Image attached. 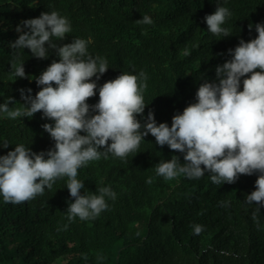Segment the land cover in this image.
Returning a JSON list of instances; mask_svg holds the SVG:
<instances>
[{
    "label": "trees",
    "instance_id": "1",
    "mask_svg": "<svg viewBox=\"0 0 264 264\" xmlns=\"http://www.w3.org/2000/svg\"><path fill=\"white\" fill-rule=\"evenodd\" d=\"M217 4L232 13L222 25L230 29L229 37L208 32L204 18ZM53 11L72 28L56 41L58 46L84 39L90 41L87 49L93 58L107 61L109 69L96 81V95L86 102H99L105 82L144 72L147 107L137 119L143 124L152 112L157 125L169 127L174 115L197 102L205 80L218 82L215 69L232 59L229 50L241 39H255V25L264 24V0H0V104L12 97L16 103L9 107H21L19 90L30 88L35 97L41 90L35 77L53 60L59 62L51 49L48 59L41 60L29 49L9 46L22 34L16 32L22 21ZM145 15L152 24L136 23ZM14 60L24 62L25 74L33 80L14 76ZM42 116L12 120L0 113V145L9 144L0 147V156L21 144L37 154L52 150L55 142L42 125L54 121ZM173 155L184 163L183 154L161 148L149 134L123 160L110 154L78 169L77 179L84 182L81 195H98L101 187L116 193L115 200L105 198L108 209L93 220L68 221L66 211L74 199L67 177L21 204L5 203L0 195V264H264V207L245 199L256 190L258 174L220 185L207 172L199 179L166 181L155 168ZM194 225L203 226L199 235Z\"/></svg>",
    "mask_w": 264,
    "mask_h": 264
},
{
    "label": "clouds",
    "instance_id": "2",
    "mask_svg": "<svg viewBox=\"0 0 264 264\" xmlns=\"http://www.w3.org/2000/svg\"><path fill=\"white\" fill-rule=\"evenodd\" d=\"M231 15L227 7L217 4L215 12L204 18L208 32L229 37L230 29L222 25ZM136 23L150 25L153 20L145 15ZM252 27L250 24V31ZM255 30V39H241L234 50H229L232 59L216 67L218 82L205 80L196 93L197 102L174 115L169 127L167 123L157 125L152 112L143 124L137 119L147 107L142 95L147 87L144 72L138 76L123 73L105 82L99 87V102L89 105L86 101L96 95V81L109 69L107 61L93 58L87 49L90 41L84 39L58 46L56 41L64 40L72 28L69 20L55 11L22 21L16 28L22 34L9 46L29 49L32 56L41 60L48 59L51 49L59 62L53 60L35 77L41 89L35 97L30 88L20 89L24 104L11 109L9 105L16 102L7 97L0 104V113L15 120L42 112V119L54 121L42 128L55 145L52 150L37 154L21 144L0 156V195L4 202L31 201L43 195L45 189H52L57 179L67 177V189L74 199L66 211L68 221L93 220L108 209L105 198L115 200L116 193L110 187H101L98 195H81L84 182L77 179L78 169L102 157L108 159L110 154L123 160L151 134L161 148L166 145L183 154V164L175 155L160 161L155 168L158 176L166 181L180 176L199 179L207 172L212 183L220 185L233 184L240 175L258 174L256 190L245 199L248 204L255 202L264 207V24H256ZM12 64L15 77L29 79L24 62L14 60ZM244 77L248 78L243 79L240 91ZM0 147L7 149L9 144L4 141ZM146 182L150 184L152 179ZM193 227L196 235L203 231L201 225Z\"/></svg>",
    "mask_w": 264,
    "mask_h": 264
}]
</instances>
